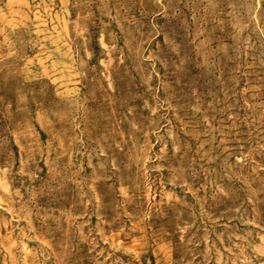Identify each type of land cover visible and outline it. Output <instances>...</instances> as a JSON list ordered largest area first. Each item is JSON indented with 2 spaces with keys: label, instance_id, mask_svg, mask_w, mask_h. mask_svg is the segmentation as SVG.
I'll return each instance as SVG.
<instances>
[{
  "label": "rangeland",
  "instance_id": "1",
  "mask_svg": "<svg viewBox=\"0 0 264 264\" xmlns=\"http://www.w3.org/2000/svg\"><path fill=\"white\" fill-rule=\"evenodd\" d=\"M0 264H264V0H0Z\"/></svg>",
  "mask_w": 264,
  "mask_h": 264
}]
</instances>
